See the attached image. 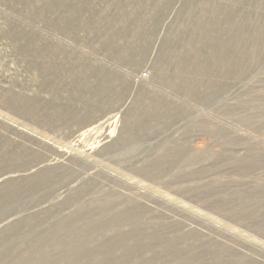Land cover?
<instances>
[{"label":"rangeland","instance_id":"1","mask_svg":"<svg viewBox=\"0 0 264 264\" xmlns=\"http://www.w3.org/2000/svg\"><path fill=\"white\" fill-rule=\"evenodd\" d=\"M0 137V264H264V0H0Z\"/></svg>","mask_w":264,"mask_h":264},{"label":"trees","instance_id":"2","mask_svg":"<svg viewBox=\"0 0 264 264\" xmlns=\"http://www.w3.org/2000/svg\"><path fill=\"white\" fill-rule=\"evenodd\" d=\"M4 140H6V139H4L3 137H0V141H4Z\"/></svg>","mask_w":264,"mask_h":264},{"label":"bare ground","instance_id":"3","mask_svg":"<svg viewBox=\"0 0 264 264\" xmlns=\"http://www.w3.org/2000/svg\"><path fill=\"white\" fill-rule=\"evenodd\" d=\"M2 223V222H1Z\"/></svg>","mask_w":264,"mask_h":264}]
</instances>
